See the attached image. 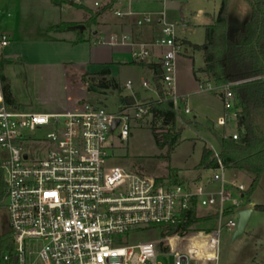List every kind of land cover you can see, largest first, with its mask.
Returning a JSON list of instances; mask_svg holds the SVG:
<instances>
[{
  "label": "built area",
  "instance_id": "built-area-1",
  "mask_svg": "<svg viewBox=\"0 0 264 264\" xmlns=\"http://www.w3.org/2000/svg\"><path fill=\"white\" fill-rule=\"evenodd\" d=\"M84 5L86 0H71ZM107 0H94L100 7ZM130 2L133 0H129ZM167 1V0H164ZM118 17L137 14L113 10ZM1 13V11H0ZM164 14V13H162ZM138 26L153 22V13H138ZM177 23L163 20L154 46L165 47L161 57V84L174 101L177 118L183 116L176 94V60L183 50ZM3 36L0 45L6 46ZM112 44L137 45L129 36H113ZM133 50L138 62L150 49ZM257 78L203 89L220 93L224 114L216 128L235 122L238 110L230 89ZM145 87L149 86L143 81ZM127 88L132 87L128 81ZM87 92V84H84ZM157 90V89H156ZM71 93L59 107L47 111L8 105L0 88V154L6 184L4 207L11 227V251L0 256L5 264H160L158 256H174V264H221V237L234 233L239 212L253 209L248 187L230 180L222 164L210 178L178 179L150 176L110 165L113 137L123 142L131 122L149 113L150 101L136 99L109 111L98 99ZM186 105V104H185ZM191 112L185 106V113ZM116 119L120 123L113 130ZM222 137L239 139L237 130ZM200 176V177H199ZM218 183V189L210 185ZM194 215L189 228L183 226ZM201 219H205L204 221ZM211 224L210 230L194 228ZM214 222V223H213ZM170 227H179L171 234ZM160 230L157 240L128 244L126 238L141 231ZM174 244H177L175 250Z\"/></svg>",
  "mask_w": 264,
  "mask_h": 264
},
{
  "label": "rangeland",
  "instance_id": "rangeland-1",
  "mask_svg": "<svg viewBox=\"0 0 264 264\" xmlns=\"http://www.w3.org/2000/svg\"><path fill=\"white\" fill-rule=\"evenodd\" d=\"M93 1V2H92ZM110 1V2H109ZM115 0H107L106 3L111 5ZM181 11H173L184 15L189 24L177 26L176 32L180 37L188 38L196 44L205 43L206 25H210V14L219 6L220 0H184ZM92 7L94 0H91ZM40 6V5H39ZM38 7V6H35ZM42 7V6H41ZM0 19H10L15 15L14 10L7 8L4 3L0 2ZM64 18L71 20L77 19L85 14L82 8L65 6V11L58 10ZM94 11V10H93ZM10 12L9 17L7 13ZM202 12V14H199ZM252 13L251 5L247 0H229V27L228 37L234 38L236 33L247 22ZM87 18L85 25L89 26L92 31L97 28V23H92V15ZM41 16L37 13L25 15L34 24H23L18 29V35L22 38L25 36L43 38L52 33L43 30L41 25ZM28 25V28L25 27ZM101 35V33H99ZM107 40V39H105ZM181 57L176 60V88L179 94L187 96L188 102L185 105V98L180 97V106L183 116L177 120V127L182 129V142L173 152L170 158L166 157L167 148L158 146L154 137V132L161 135L167 131V125L154 119L152 114H146L140 120L131 122L130 136L126 141L118 138L119 131L114 133L112 158L110 165H118L139 171L150 176L175 177L178 179H187L198 177L199 172L196 169L204 146L212 148L216 153L221 148V136L224 132L230 134L237 130L235 122L227 127L216 128L219 120L224 114V103L219 92L211 90H201V87L207 86L206 81L215 88V83L211 80L205 71L204 51H196L193 54L189 43H185ZM138 49V48H136ZM195 55V56H194ZM121 61H130L132 55L130 52L122 51L118 54ZM10 61L0 57V88L3 87V77L8 78L5 74V68ZM123 80L138 73L134 68L125 67ZM197 74V76H196ZM19 76L12 79L14 87V96L17 100L26 103V108L35 111H47L50 107H59L62 104V98L66 95L65 88L51 85L48 78L42 73L33 70H23ZM92 79V78H90ZM9 80V78H8ZM201 86V87H200ZM88 87V84H87ZM76 96L96 98L106 108L115 112L119 108L118 93L110 91L108 94L101 95L97 93H79ZM185 106L191 110L189 114L185 113ZM196 117V120L195 118ZM204 179L210 178L213 170L203 171ZM230 180H237L239 183L248 187L252 182V176L239 170H228L226 172ZM200 177V176H199ZM219 184L213 183L210 189H218ZM250 202L254 203L251 219L243 235L233 240V234L224 232L221 237V264H264V211L256 208V205H264V175L259 187L254 192ZM4 204V203H3ZM0 203V237L11 232V227L4 205ZM211 224L198 223L196 229H210ZM212 227V226H211ZM160 230H147L137 232L126 238L128 244H136L143 241L157 240L160 238ZM11 242V241H10ZM177 244H174L175 250ZM8 252V251H7ZM5 251H0V256ZM174 256H158L157 262L160 264H174ZM0 264H5L1 261Z\"/></svg>",
  "mask_w": 264,
  "mask_h": 264
},
{
  "label": "crops",
  "instance_id": "crops-1",
  "mask_svg": "<svg viewBox=\"0 0 264 264\" xmlns=\"http://www.w3.org/2000/svg\"><path fill=\"white\" fill-rule=\"evenodd\" d=\"M0 2L15 12L12 20L0 19V41L3 36H6L8 39L6 46L0 45V57L11 62L5 68V74L9 78L8 81L13 94L15 93L12 79L19 76V72L23 70H33L44 74L48 78V81L51 82V85L65 88L66 97L68 93H71L72 87L78 86V82L83 85L85 84L82 77L86 73L92 74L90 78L94 79L97 83L102 79V76L97 75V73L108 66L112 77L119 81L121 85L120 90L108 91V93L110 91L118 93L119 107L122 106L120 104L122 98L132 95L139 101H152L159 98L154 83L153 70L137 65L136 62L138 61L133 57V50H137L136 48L140 49L141 47L138 45L145 44L150 49V55L145 61L160 64L161 57L166 48L154 46L153 43L160 36L163 20L166 19L168 22L177 23V26L189 24L187 18L182 13L180 15L177 13L173 14V11L182 12L184 0H133L131 2L129 0H115L111 5L106 3L107 1L104 2L101 5V9L93 8L91 4L93 1L91 2V0H86L84 5H72L71 0H67L62 5H56L52 0H0ZM68 4L82 8L85 14L77 19L68 20L64 18L58 10L60 8L61 11H65V6ZM220 4L210 14L212 23L213 17L219 11ZM114 9L124 12L132 10L137 14L118 17L114 14ZM37 11L42 14L41 25L43 26V30L52 34L47 38L28 36L22 38L18 35V29H21L20 26L23 24H34L25 15L37 13ZM97 11H101L96 22L98 26L96 29L90 31L85 22L90 17L88 14L93 15ZM145 12L153 13V22L144 26H138V13ZM199 14H202V12H199ZM7 15L11 17L10 12ZM60 24H71L72 26L83 24L86 26V29L81 32L71 26V29L67 31L52 30L54 26ZM28 25H25V27L28 28ZM123 35L129 36L131 41L137 45L112 44L113 36L121 37ZM177 36L184 46H186L185 43L190 44L193 54L196 51H203L195 49L192 44L196 43L191 42L188 38ZM122 51L130 52L132 59L130 61L119 60L118 54ZM182 55L183 52L178 57ZM125 67L134 68L138 70V73L123 80ZM206 74L210 78L207 72ZM128 81L132 82L131 89L126 86ZM143 81H147L149 86L145 87ZM205 83L206 85L208 84L207 81ZM201 90L207 89H203L202 86ZM176 94L179 97L185 98V104L188 102L187 96L179 94L177 88ZM65 97L64 100L62 98V103L67 101ZM17 101L26 107V103ZM194 118L196 120V117ZM202 173L199 172V175L203 176Z\"/></svg>",
  "mask_w": 264,
  "mask_h": 264
},
{
  "label": "trees",
  "instance_id": "trees-1",
  "mask_svg": "<svg viewBox=\"0 0 264 264\" xmlns=\"http://www.w3.org/2000/svg\"><path fill=\"white\" fill-rule=\"evenodd\" d=\"M52 1L56 5L67 2V0ZM247 1L252 8L251 17L238 30L234 38L228 37L229 0H221L219 11L213 17V24L207 25L205 28V43L202 45L192 44V46L197 50L204 51L205 71L216 85L261 77L234 85L230 89V94L238 110L239 139L234 140L221 136V148L218 153L212 148L204 146L200 161L196 166L198 172H203L216 170L222 164L227 170L235 169L250 174L252 182L246 192L250 202L264 175V0ZM100 14L101 11H97L92 15V23L97 22ZM71 26V24H60L54 26L52 30L67 31L71 29ZM136 64L153 70L154 83L159 98L150 101L149 114H152L155 120L168 127L167 131L161 135L154 132V137L158 146L167 148L166 157L170 158L183 140V127H177L178 118L174 101L168 98L161 84V65L146 61L136 62ZM91 75L86 73L82 77L83 82L88 84L87 91L90 93L105 95L108 94L109 90H120L121 88L119 81L112 77L108 66L97 73V75L102 76V79L97 83L94 79H90ZM2 80L6 103L24 109L25 106L20 104L13 95L8 79L3 77ZM77 84V87L71 88V104L79 97L76 96L77 94L86 93L84 85L79 82ZM2 161L3 157L0 154L1 204L6 198ZM256 208L264 211V205H256ZM201 220L204 221L205 219ZM194 222L196 221L193 215L183 226V230H187ZM178 228L170 227L169 232L174 234ZM10 238L11 232L0 237V251H11Z\"/></svg>",
  "mask_w": 264,
  "mask_h": 264
},
{
  "label": "water",
  "instance_id": "water-1",
  "mask_svg": "<svg viewBox=\"0 0 264 264\" xmlns=\"http://www.w3.org/2000/svg\"><path fill=\"white\" fill-rule=\"evenodd\" d=\"M71 4L73 5V3ZM72 28L80 30L82 32L86 29V26L83 24H78V25L72 26ZM89 102L93 104L95 103V99L92 98L89 100ZM135 103H136V98L133 95L126 97V98H122L120 100L121 105H125V104L134 105ZM119 123H120L119 119H116L114 126H113V130H115L118 127ZM252 212H253V209H245L239 212L238 226H237V229L233 233V237H232L233 240H236L238 237H240L241 235L245 233L246 228L251 219Z\"/></svg>",
  "mask_w": 264,
  "mask_h": 264
}]
</instances>
